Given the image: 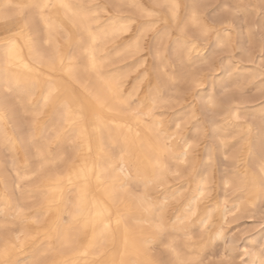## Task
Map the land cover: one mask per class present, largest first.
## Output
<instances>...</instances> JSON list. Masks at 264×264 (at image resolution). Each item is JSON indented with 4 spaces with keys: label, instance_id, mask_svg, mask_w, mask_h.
I'll return each instance as SVG.
<instances>
[{
    "label": "rangeland",
    "instance_id": "374dc122",
    "mask_svg": "<svg viewBox=\"0 0 264 264\" xmlns=\"http://www.w3.org/2000/svg\"><path fill=\"white\" fill-rule=\"evenodd\" d=\"M135 1L138 3L131 0H73L74 5H83L87 19L96 31L103 34L111 27L116 29L112 36L102 37L98 42V56L102 61L101 70L107 72L106 75L121 77L124 95L131 87L135 89L130 97L131 108L137 113L143 109L142 96L152 87L149 82V68L166 84V91L159 95V102L152 110V118L161 121L160 127L167 135H172L170 142L178 151H182L184 139L191 143L187 161L169 159L166 173L152 182H147L145 176L143 184L144 175L135 171V165H130L131 175L128 178L120 173L115 178L112 177L118 187L116 193L123 194L124 199L134 205V212L138 216L145 217V202L144 206L139 202L143 195L154 202L157 208L150 226V223L133 218L129 223L141 233L142 244L155 264H173L175 249L184 256L183 264H264V197L252 205L243 203L240 207L235 206L239 200L244 202V197L232 189L231 183H225L227 179L235 176L232 153L237 144L234 139L223 138V134L228 136L232 133V128L225 130L226 115L222 111L228 108L225 98L231 96L235 100L231 106L239 105L241 112L239 118L235 119L236 122L257 123L264 120V0H180L177 22L166 0ZM194 5L203 20L213 23L223 20L224 27L230 24L232 31L229 46H213L211 43L217 31H209L205 40H201L205 44V51L209 53V59L198 61L199 63H192L191 57L195 53L188 56L183 47L175 46L176 41L181 38L182 26L186 25L187 32L196 35L189 21ZM36 6L28 5L24 9V15L34 26L33 29L30 26L34 33L29 31L40 45L39 48L51 51L56 43H65L67 31L60 23L51 22L49 31L52 40L47 43L45 37L48 28L42 22ZM18 7L10 6L11 9ZM161 14L168 19L165 21ZM4 28L0 29L1 43H6L11 38L20 39L19 29L15 31L16 28ZM136 40L139 48L125 51L124 45ZM64 47L70 56H77V41ZM79 55L76 62L91 86L95 82V74L87 66V56L83 53ZM159 55L162 59L158 58ZM179 56L185 61L180 62ZM163 65L175 76V80L170 81L164 74ZM228 67L231 68L229 76L222 81L221 77ZM47 74V79L58 78V73ZM190 75L194 78L205 77L207 83H195ZM209 93H214L222 106L205 100ZM9 100L12 107L14 106V116L11 114L6 117L5 128L10 130L9 127L12 126L11 130L14 128L23 138L26 137L23 148L29 165L22 156H17L11 150V145L5 141L6 130L0 127V136L3 132V138L0 137V173L2 172L8 185H11L10 202L3 203L2 194L5 189L2 181L0 182V249L7 239L13 242L14 248L0 264H6L7 258H16L13 259L14 264H50L57 256L56 250L46 249L50 244L47 237L49 224L55 220V214L51 209L44 208L47 192L40 187V181L47 175L59 173L62 168L66 171L71 169L83 159L87 161V152L80 146L78 136L71 134L70 129L64 140L55 141L56 126L51 125L49 117L44 119L46 131L35 135V126L45 117L46 108L38 96L29 99L21 96V93H15L9 95ZM87 100L92 108L94 104L89 96ZM193 104L195 111L191 107ZM75 114L79 117L78 122L82 121L83 117L78 111ZM212 123L220 127L219 136L213 132ZM197 125L207 128L206 137L197 129ZM206 145L214 146V158L207 159ZM40 147L44 155L39 154ZM22 153L23 151L20 152ZM15 159L17 160L13 167ZM116 160L119 159L116 157ZM20 173L24 176L21 181L18 177ZM203 178L207 179V189L196 198L200 180ZM122 183H125L123 188L119 186ZM66 185L61 219L68 227L69 234L75 237V241L57 248L64 251L67 264H79L78 243L84 232L76 225L75 219L80 195L74 183L68 181ZM216 194L215 207L210 199ZM168 195L170 197L164 199ZM194 197L199 204H205L206 212H189L179 220L177 215L183 213V205ZM223 201H226L230 209H222ZM209 210L210 219L202 222ZM215 216L219 218L216 219ZM160 221L163 224L161 229L157 228ZM145 233L149 238L147 243ZM99 256L98 261L93 260L91 263L105 264L107 255ZM129 257L132 261L136 258L134 255ZM112 259L116 261V257Z\"/></svg>",
    "mask_w": 264,
    "mask_h": 264
},
{
    "label": "bare ground",
    "instance_id": "6f19581e",
    "mask_svg": "<svg viewBox=\"0 0 264 264\" xmlns=\"http://www.w3.org/2000/svg\"><path fill=\"white\" fill-rule=\"evenodd\" d=\"M131 1L138 3L135 0ZM166 2L177 22L176 15L181 7L180 0H166ZM11 5L19 7L11 9ZM28 5H37L38 14L48 28L45 41L48 43L52 40L49 28L51 22L56 21L63 25L67 31L65 43H56L51 51L39 48L40 45L32 36L34 33L31 30L34 27L32 26L33 22L24 15V9ZM161 16L165 21L168 19L164 14ZM189 21L195 29L196 35L187 32L186 25L182 26L181 38L176 41L175 46L183 47L188 56L195 53L191 57L192 63L209 59V53L205 51L206 47L203 46L205 44H202L201 40H205L207 33L213 29L217 31V35L211 43L213 46L231 45V25L228 24L224 27L225 21L219 20L213 23L203 20L195 5L191 10ZM4 27L16 28L15 31L19 29L21 32L20 39L11 38L6 43L0 41V127L6 130L4 121L8 115L14 113V106L12 107L10 103L9 95L21 93V96H27L29 99L38 96V99L45 103L46 108L44 109L45 117L39 120L35 126V135H41L46 131L44 119L49 117L51 125L56 126L55 141L64 140L70 129L71 134L75 133L78 136L80 146H83L88 157L87 161L83 159L71 167L72 172L69 168L67 171L62 168L59 173L47 175L40 181V187L47 192L44 208L51 209L52 213L55 214V220L49 224L50 231L47 237L50 244L46 249L56 250L57 256L50 264H67L64 251L57 247L60 246L61 248L75 241V237L69 234L68 227L61 219L65 205V186H67L68 181L76 185L80 195L76 204L78 205V213L75 219L76 225L84 232V236L79 239L78 243L80 247L79 264H92L93 260L98 261L101 254L107 255L105 264H155L142 244L141 233L137 227L134 228L129 223L133 218L150 223V226L154 219L155 209H157L155 203L146 199L145 195L141 196L139 202L143 206L145 202V217L138 216L134 212V205L125 200L123 194L116 193L118 187H116L113 178L118 173L128 178L131 175L129 173L130 165H135V171L144 175L142 182L144 184L145 176L147 182H152L160 175H164L169 159H178L179 162L187 161L191 150L190 141L184 139L182 151H178L175 145L170 142L172 135H167L160 127L161 121L152 118L154 116L152 110L159 102V95L166 91V84L161 81L159 75L152 73L151 69L148 68L149 82L152 87L146 90L142 96L143 109L141 112H135L130 106V97L135 89L131 87L129 91H125L127 93L124 95L122 88L124 83L120 82L121 77L116 78V75L112 74L106 75L107 72L101 70L102 61L98 56V42L102 37L112 36L116 33V29L111 27L103 34L96 31L89 23L83 5L81 3L74 5L73 0H0V29L4 30ZM74 41H77L78 47L76 57L65 52L64 47ZM138 48L139 42L137 40L124 45L125 51L137 50ZM81 53L87 56V66L95 74V84L91 83V86L84 78L80 66L76 62V58H79ZM158 58L162 59V56L159 55ZM178 60L180 62L185 61L182 56H179ZM162 67L164 74L169 77L170 81L175 80V76L164 65ZM230 71L231 68L228 67L221 77L222 81L229 76ZM48 72L58 73V78L49 77L47 79ZM190 76L195 83L200 85L206 82L205 77L194 78L192 75ZM87 96L94 104L92 108L89 107ZM206 99L210 103L221 105L214 93H209L205 97ZM234 101L233 97H226L225 102L228 103V108L222 110L226 115L225 130L232 128V133L228 136L223 134V138L234 139L236 140L235 144H237V148L232 153L235 176L233 179H227L225 184L231 183L232 189L243 195L244 202L239 200L235 205L240 207L243 203L244 205L255 204L264 197V120L257 123L236 122L235 119L240 116V108L239 105L231 106ZM191 107L195 111V105L193 104ZM76 111L83 117L82 121L78 122L79 117L75 114ZM9 128L12 129V126ZM11 129L6 130L5 141L11 145V150L17 156H22L25 163L28 164L26 161L28 158H25V149L23 148L26 144V137L23 138L19 131L14 128ZM197 129L202 131L204 137L207 136L208 130L204 125H197ZM212 129L216 135L218 134L217 136L220 135L218 132L220 127L216 123H212ZM2 135L3 132L0 136L3 138ZM39 150L41 151L39 154L44 155L41 147ZM22 151L23 153L20 154ZM214 151V146H205L207 159L214 156ZM116 157L120 161L116 160ZM16 160H13V167ZM0 177V182L2 181L5 189L2 200L3 203H8L10 202L9 187L11 185H8L2 172ZM18 177L21 181L24 176H21L20 173ZM200 181L195 197L201 196L207 189L205 187L207 179L203 178ZM119 186L123 188L125 183ZM20 188L19 186L18 189ZM170 195L165 196L164 199ZM195 197L183 205V213L177 215L179 220L186 217L189 212L193 213L197 210L206 212L205 204L196 202ZM216 199L217 194L210 199L215 207L217 206ZM222 205V209H230L226 201H223ZM209 212L210 210L202 222L210 219L211 213ZM158 214L160 216V213ZM215 217L216 219L219 218ZM160 223L157 228L161 229L163 224L161 221ZM148 241L149 238L146 234L145 243ZM12 244L10 239L6 240L0 249V261L13 251ZM173 254V264H183L184 256L176 249ZM130 255L136 256L134 261L130 259ZM113 257H116V261H113ZM13 259L7 258L6 264H14Z\"/></svg>",
    "mask_w": 264,
    "mask_h": 264
}]
</instances>
